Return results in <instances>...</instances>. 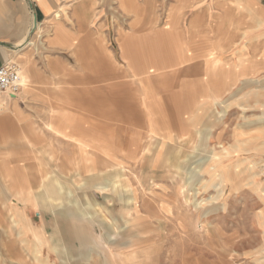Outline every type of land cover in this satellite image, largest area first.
I'll return each instance as SVG.
<instances>
[{
  "label": "rangeland",
  "instance_id": "374dc122",
  "mask_svg": "<svg viewBox=\"0 0 264 264\" xmlns=\"http://www.w3.org/2000/svg\"><path fill=\"white\" fill-rule=\"evenodd\" d=\"M170 3L101 0V6L119 11L117 31H86L81 46L75 37L74 45L53 50L52 56L40 47L26 57L30 68L18 57L13 60L22 73L36 68L37 83L29 81L27 89L43 91L27 101L42 109L27 110L22 118L20 152L13 142L1 141L0 264H35L34 235L45 243L41 255L47 264H120L110 257L109 238L125 225L123 233L143 237L138 245L149 249L122 264H264L263 42L246 43L240 54L230 47V74L242 68L239 60L247 71L231 88L221 119L227 143L217 146L213 138L206 143L191 133L187 121L179 122V131L177 120L162 119L159 125L143 110L140 89L143 71L149 68L157 78L163 59L153 50L155 41L141 40L156 31L127 32L121 23L133 17L138 28L148 13L157 18ZM97 5L83 7L94 12ZM230 34L238 39L236 31ZM126 36L135 44L129 47L128 67L121 60L123 47L117 46ZM249 68L257 70L251 77ZM151 82L156 91L166 84ZM166 107L155 112L161 118L180 113L173 103ZM205 158L186 184L185 172ZM212 161L219 166L217 175L206 172ZM118 173L121 178L114 179ZM128 189L135 200L132 209L124 201Z\"/></svg>",
  "mask_w": 264,
  "mask_h": 264
},
{
  "label": "crops",
  "instance_id": "0c3cea01",
  "mask_svg": "<svg viewBox=\"0 0 264 264\" xmlns=\"http://www.w3.org/2000/svg\"><path fill=\"white\" fill-rule=\"evenodd\" d=\"M93 2L98 3L94 12L83 7H90ZM100 4L101 0H0V66L18 57L21 65L30 68L33 65L29 64L26 57L33 56L40 47H45V51L52 56L53 50L74 45L75 37L81 46L82 40H85L82 34L86 31H117L115 19L118 20L116 15L119 11ZM58 13H62L61 19H58ZM155 15L148 13L138 28H134L133 17L121 23L122 30L127 32L156 31L143 34L141 40L155 41L156 47L153 50L163 56L157 65V78L150 74L149 68L141 75L143 110L150 112L151 119L157 120L159 125L162 119L177 120L179 131V122L187 121L191 133L199 137L202 135L206 143L210 144L212 138L217 146L227 143L229 132L221 119L228 110L226 103L231 88L246 77L247 71L244 68L246 62L239 60L242 68L230 74V47L237 48L240 54L239 49L244 46L255 47L261 42L264 45V0H172L170 5L157 12L159 18H155ZM230 31L239 34L237 40L230 38ZM120 43L117 46L123 47L121 60L128 67L131 60L127 55L132 54L129 47L135 44L130 36H126ZM56 61L49 62L51 68H55ZM94 62L97 63L96 56ZM33 70L36 71V68ZM248 70V77L257 72L256 68ZM34 71H23L27 85L16 98L0 96V101H3L0 105V149L1 141H9L20 152L22 118L28 115L27 110L42 109L41 104L27 101L36 99L33 96L43 91L27 89L29 81L37 83V71ZM79 77L86 76L79 72ZM151 79H163L166 84L156 91ZM26 102L31 104L28 106ZM172 103V109L180 113L161 118L157 112L170 109L166 106ZM3 105H7V109ZM219 105H226L225 108L221 107V113L218 111ZM185 111L189 112L183 113ZM173 133L176 134V128ZM13 174H16V168ZM113 178L116 179V175ZM10 225L13 228V220ZM33 237L32 260L39 264L40 260H46L40 255L45 244L38 236ZM44 264H47V260Z\"/></svg>",
  "mask_w": 264,
  "mask_h": 264
},
{
  "label": "bare ground",
  "instance_id": "6f19581e",
  "mask_svg": "<svg viewBox=\"0 0 264 264\" xmlns=\"http://www.w3.org/2000/svg\"><path fill=\"white\" fill-rule=\"evenodd\" d=\"M26 83L27 82H25V77H23V73H22V75H21V86H22V89L24 88V86L26 85ZM21 89V90H22ZM172 133V132H171ZM209 152V151H208ZM224 154H226V153H224ZM208 158H205V159H201V160H199L198 162H197V164L199 165V166H197L196 168L195 167H190V168H188V170L185 172L186 173V184L187 183H190V182H192L194 179H195V175L194 174H196V171L200 168V165L202 166V164L207 160ZM215 159H216V157H215ZM160 160V159H159ZM210 160V159H209ZM216 161H218V160H216ZM216 161L214 162V161H212L210 164H209V166H207L205 169H207V171L206 172H209L210 173V175H213V174H216V173H220V172H218V170H219V166H218V164L216 163ZM220 163V162H219ZM159 164V163H158ZM207 164V163H206ZM215 164V165H214ZM231 164V163H230ZM152 165V164H151ZM214 165V166H213ZM122 167V166H121ZM124 169V168H123ZM152 171V170H151ZM201 171V170H200ZM119 172H123L122 170H120ZM224 172V171H223ZM202 173V172H201ZM206 175V174H205ZM217 175V174H216ZM194 176V177H193ZM198 176V175H197ZM201 176V175H200ZM218 177V176H217ZM119 178H121V174H117L116 175V179H119ZM226 178V177H225ZM201 181L203 180L202 178L200 179ZM227 181V180H226ZM230 181V180H229ZM228 182V181H227ZM218 183V182H217ZM185 184V183H184ZM219 184V183H218ZM217 184V185H218ZM215 186V185H214ZM107 191V190H106ZM128 192V196L127 197H125L124 198V201L126 202V204L129 206V208H133L132 206L133 205H135V203H134V197H133V193H132V191L130 190V189H128L127 190ZM202 202H206V201H202ZM136 206V205H135ZM141 206V205H140ZM153 206V205H152ZM141 208V207H140ZM141 210V209H140ZM159 211V210H158ZM135 212V211H134ZM160 212V211H159ZM104 213V212H103ZM142 213H144L143 212V209H142ZM146 214V213H145ZM190 214V213H189ZM132 215V214H131ZM134 215V214H133ZM163 220V219H162ZM189 220V219H188ZM191 220V219H190ZM193 222V221H192ZM195 222V221H194ZM153 223V222H152ZM80 224V223H79ZM154 224V223H153ZM189 224H190V221H189ZM192 224V223H191ZM194 224V223H193ZM89 225H90V223H89ZM155 225V224H154ZM128 226V225H127ZM126 225L124 226V227H122L123 229H121V231L119 232V234H117L115 237L113 236V237H110L109 238V240H110V242H109V246L111 245L112 246V248H113V252H110L111 253V255L112 256H110L111 258H112V260H117V261H119V263L120 264H122V263H124V261L127 259V258H129V259H134L135 258V256H136V254H138V253H142V252H145V251H147L148 249H142L143 247H140L141 245H138V244H140L141 242H142V238L141 237H139V236H136V235H132V234H130V235H125V233H123V230H124V228H126L127 227ZM189 226V225H188ZM191 228V227H190ZM194 228V227H193ZM192 228V229H193ZM120 229V228H119ZM157 230V229H156ZM153 231V230H152ZM151 231V232H152ZM37 236V235H36ZM198 236V235H197ZM200 236V235H199ZM92 238V237H91ZM99 238V237H98ZM177 238V237H176ZM175 238V239H176ZM200 238V237H199ZM37 239V238H36ZM183 239V238H182ZM195 239H196V237H195ZM202 239V238H201ZM150 240V239H149ZM159 240V239H158ZM197 240H198V238H197ZM197 240H196V243H197ZM200 240V239H199ZM25 241V240H24ZM151 241V240H150ZM154 241V240H153ZM165 241H167V240H165ZM171 241V240H170ZM173 241H175V240H173ZM42 242V241H41ZM181 242V241H180ZM202 242V241H201ZM200 242V243H201ZM203 242H204V240H203ZM206 242V241H205ZM205 242H204V244H205ZM38 243V242H37ZM169 243V242H168ZM176 243V242H175ZM178 243V242H177ZM45 244V243H44ZM170 244V243H169ZM178 244H180V243H178ZM178 244L176 245V246H178ZM166 245V244H165ZM187 245V244H186ZM199 245V244H198ZM197 245V246H198ZM35 246V245H34ZM39 246V245H38ZM108 246V247H109ZM174 246V245H173ZM196 247V248H198L196 245H193V247ZM202 246H203V244H202ZM205 246V245H204ZM145 247V246H144ZM175 247V246H174ZM192 247V246H191ZM200 247V246H199ZM183 248V247H182ZM189 248V247H188ZM203 248V247H202ZM37 249V248H36ZM174 249V248H173ZM195 249V248H194ZM188 250V249H187ZM210 250V249H209ZM42 251V250H41ZM163 251V250H162ZM182 251H183V249H182ZM194 251V250H193ZM170 252V251H169ZM171 252H173V251H171ZM179 253L181 252L180 250L178 251ZM125 253H128L127 255L125 254ZM164 253V252H163ZM194 253H196L195 251H194ZM31 254H33V253H31ZM173 254H175V253H173ZM183 254V253H182ZM181 254V255H182ZM196 254H199V253H196ZM201 254V253H200ZM41 255V254H40ZM166 255H169L168 253L166 254ZM176 255H177V253H176ZM179 255V254H178ZM208 255V254H207ZM206 255V256H207ZM160 256V255H159ZM162 256V255H161ZM233 256V255H232ZM174 257H175V255H174ZM181 257V256H180ZM167 258V257H166ZM178 258V257H177ZM232 258V257H231ZM230 258V259H231ZM103 259V258H102ZM181 259V258H180ZM215 259V258H214ZM263 259V258H262ZM160 260V259H159ZM167 260V259H166ZM169 260V263H170V259H168ZM176 260V259H175ZM174 260V261H175ZM179 260V259H178ZM173 261V260H172ZM177 261V260H176ZM44 262H46V260L44 261ZM44 262H42L41 260L39 261V264H44ZM168 262V261H167ZM232 263H233V261H232ZM231 263V264H232ZM110 264H112V263H110ZM170 264H172V262L170 263ZM178 264H180V262L178 263ZM263 264V263H262Z\"/></svg>",
  "mask_w": 264,
  "mask_h": 264
},
{
  "label": "built area",
  "instance_id": "2783aa9c",
  "mask_svg": "<svg viewBox=\"0 0 264 264\" xmlns=\"http://www.w3.org/2000/svg\"><path fill=\"white\" fill-rule=\"evenodd\" d=\"M21 75L20 66L16 62L0 66V96L16 98L22 89Z\"/></svg>",
  "mask_w": 264,
  "mask_h": 264
}]
</instances>
